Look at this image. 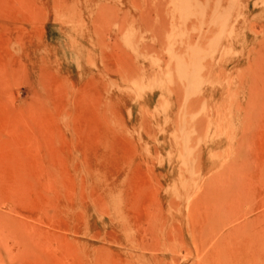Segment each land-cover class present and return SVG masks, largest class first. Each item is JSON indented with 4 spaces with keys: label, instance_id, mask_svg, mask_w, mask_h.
Returning <instances> with one entry per match:
<instances>
[{
    "label": "rangeland",
    "instance_id": "obj_1",
    "mask_svg": "<svg viewBox=\"0 0 264 264\" xmlns=\"http://www.w3.org/2000/svg\"><path fill=\"white\" fill-rule=\"evenodd\" d=\"M0 4V264H264V0Z\"/></svg>",
    "mask_w": 264,
    "mask_h": 264
},
{
    "label": "bare ground",
    "instance_id": "obj_2",
    "mask_svg": "<svg viewBox=\"0 0 264 264\" xmlns=\"http://www.w3.org/2000/svg\"><path fill=\"white\" fill-rule=\"evenodd\" d=\"M0 5H1V4H0ZM9 8H11V6H10ZM2 15H3V13H2ZM9 15H10V14H9ZM11 15H12V14H11ZM9 18L11 19V17H9ZM9 18H8V19H9ZM1 20H2V18H1ZM4 20H5V18H4ZM4 20H3V21H4ZM4 29H5V28H4ZM2 39H3V37H2ZM5 41H6V40H5ZM5 41H4V43H5ZM7 42H8V41H7ZM8 43H10V42H8ZM6 44H7V43H6ZM6 44H4V45H6ZM0 45H1V47H2L3 44H0ZM4 45H3V46H4ZM9 45H10V44H9ZM2 48H3V47H2ZM11 56H13V55H11ZM2 61H3V60H2ZM2 61H1V63H2ZM12 62H13V61H12ZM15 63H16V62H15ZM8 64H9V63H8ZM8 64H7V66H8ZM5 65H6V64H5ZM14 66H15V65H14Z\"/></svg>",
    "mask_w": 264,
    "mask_h": 264
}]
</instances>
